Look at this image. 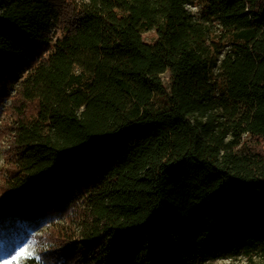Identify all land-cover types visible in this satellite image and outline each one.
Here are the masks:
<instances>
[{
    "label": "trees",
    "instance_id": "trees-1",
    "mask_svg": "<svg viewBox=\"0 0 264 264\" xmlns=\"http://www.w3.org/2000/svg\"><path fill=\"white\" fill-rule=\"evenodd\" d=\"M15 85L1 258L264 264V0H0Z\"/></svg>",
    "mask_w": 264,
    "mask_h": 264
},
{
    "label": "rangeland",
    "instance_id": "rangeland-1",
    "mask_svg": "<svg viewBox=\"0 0 264 264\" xmlns=\"http://www.w3.org/2000/svg\"><path fill=\"white\" fill-rule=\"evenodd\" d=\"M62 32L58 27H52L49 33V37L52 41H55L56 38L61 36ZM144 39L148 42H153L156 39V32L149 31L143 34ZM17 86L15 85L10 92V97L4 102L3 112L0 117V129H3L7 122L12 121V113L10 111V107L12 106L14 96L17 92ZM14 90V92H13ZM16 91V92H15ZM9 135L6 134L3 137H0V182L3 179V169L5 163L10 155V146H9ZM65 223V219H57L54 222L49 223L45 227H43L40 231H47L51 228V226L62 225ZM38 244L36 240L32 237H28L26 241L20 245L13 256L1 258L4 253L3 244L0 242V264H25L24 260L26 257H33L37 255ZM262 258L261 253H253L248 256L246 254L239 255L237 257L232 258H219L215 260H211L205 264H250L252 261L258 262Z\"/></svg>",
    "mask_w": 264,
    "mask_h": 264
},
{
    "label": "built area",
    "instance_id": "built-area-1",
    "mask_svg": "<svg viewBox=\"0 0 264 264\" xmlns=\"http://www.w3.org/2000/svg\"><path fill=\"white\" fill-rule=\"evenodd\" d=\"M13 92H14V90H13ZM16 92V91H15Z\"/></svg>",
    "mask_w": 264,
    "mask_h": 264
},
{
    "label": "snow or ice",
    "instance_id": "snow-or-ice-1",
    "mask_svg": "<svg viewBox=\"0 0 264 264\" xmlns=\"http://www.w3.org/2000/svg\"><path fill=\"white\" fill-rule=\"evenodd\" d=\"M27 258V257H26Z\"/></svg>",
    "mask_w": 264,
    "mask_h": 264
}]
</instances>
